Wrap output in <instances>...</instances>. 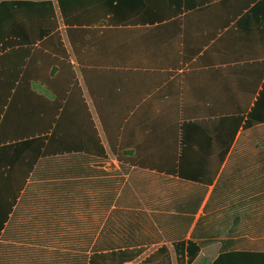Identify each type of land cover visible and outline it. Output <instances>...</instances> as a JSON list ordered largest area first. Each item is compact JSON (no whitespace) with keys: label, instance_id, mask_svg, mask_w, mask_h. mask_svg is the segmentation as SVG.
I'll return each mask as SVG.
<instances>
[{"label":"crops","instance_id":"1","mask_svg":"<svg viewBox=\"0 0 264 264\" xmlns=\"http://www.w3.org/2000/svg\"><path fill=\"white\" fill-rule=\"evenodd\" d=\"M49 1L62 44L50 57L73 78L0 76V142L14 137L2 121L13 96H59V114L77 117L71 148L95 135L103 170L118 172L156 230L135 262L156 252L176 261L177 244L184 260L198 249L193 262L211 251L212 261L221 251L264 252V8L253 10L261 0H127L114 22L73 27ZM241 19L249 33L225 34ZM112 149L128 150L130 165L121 168Z\"/></svg>","mask_w":264,"mask_h":264},{"label":"trees","instance_id":"2","mask_svg":"<svg viewBox=\"0 0 264 264\" xmlns=\"http://www.w3.org/2000/svg\"><path fill=\"white\" fill-rule=\"evenodd\" d=\"M124 1L58 0L57 5L63 24L73 27L114 22L112 15ZM252 1L246 0L245 6ZM260 8H264V0L253 10ZM86 14L93 19L82 16ZM243 22L246 20L241 19L225 34L230 36L239 28L249 33ZM57 27L49 0H1L0 76L19 82L72 80V72L63 75L56 59L50 57L56 45L62 48ZM57 97L13 96L3 114V124L12 126L10 136L14 137L0 142V264L10 262L4 258V245L10 246V239H17L18 234L27 236L25 224L34 228L37 240L55 234L57 242L70 244L71 250L59 249L50 258L40 255L39 260L23 256L14 264H41L42 259L45 264L133 263L146 245L158 239L156 230L145 213L135 210L137 204L122 186L118 172L103 170L107 155L95 135L88 147L71 148L77 117L70 109L59 114L63 100ZM232 122L229 146L241 118ZM111 152L121 168L130 165L128 150ZM176 174L184 179L180 171ZM175 250V264H192L198 251L195 248L184 260L183 245H175ZM12 253L9 250L8 255ZM159 256L152 253L137 264H171ZM212 264H264V252L221 251Z\"/></svg>","mask_w":264,"mask_h":264},{"label":"rangeland","instance_id":"3","mask_svg":"<svg viewBox=\"0 0 264 264\" xmlns=\"http://www.w3.org/2000/svg\"><path fill=\"white\" fill-rule=\"evenodd\" d=\"M27 228V236H24L22 234H18L17 239H10L11 245H4V258H9L10 262L7 264H14L17 258H21L23 256H30L31 258H35L39 260L41 257L40 255H48L50 258L53 256L59 249L71 250L70 244H60L58 243V238L55 234H48L47 237L44 238V236L37 240V235H34L33 229L31 225L25 224ZM12 253L10 256L8 255V252ZM151 249L149 250V252ZM60 252V251H59ZM211 254L208 253H202L199 255L198 259L195 260L192 264H212V259L215 254L214 251H211ZM41 253V254H40ZM148 253V252H146ZM53 254V255H52ZM51 255V256H50ZM41 264L44 263V259H42ZM13 261V263H11ZM31 261V260H30ZM40 263V261L38 262ZM47 264H54L53 261H48ZM130 264H137V262H133ZM171 264H175V261L173 260Z\"/></svg>","mask_w":264,"mask_h":264}]
</instances>
